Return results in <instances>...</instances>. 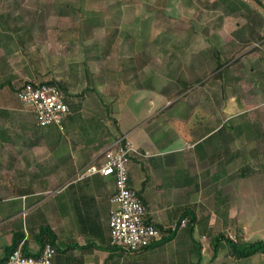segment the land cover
<instances>
[{"label": "crops", "instance_id": "crops-1", "mask_svg": "<svg viewBox=\"0 0 264 264\" xmlns=\"http://www.w3.org/2000/svg\"><path fill=\"white\" fill-rule=\"evenodd\" d=\"M231 3L225 6L221 17L220 37L212 31V36L204 39L210 45L215 44L211 37L219 38L220 48L198 47L194 42L185 48L169 49L167 54L172 57L161 59L164 66L157 71L149 69L148 59L143 56L141 61L145 59L146 63L140 67L136 62L132 66L108 68L104 61L98 66L91 55L92 62L87 65L91 77L87 78L88 84L84 82V89L91 88L93 92H88L83 101L86 104L81 109L80 136L73 132L72 137L68 131L74 113L71 91L66 89L69 79L58 80L67 92L71 111L64 129L52 124L56 131L37 122L32 107H27L29 103L23 102L17 91L4 100L0 96V258L7 254L8 247L26 237L25 247L33 253L41 250L44 241L54 240L58 246L54 264L264 261L262 252L234 257L226 240L215 253L217 237L231 234L224 232V224L217 226L213 208L205 202L211 197L208 183L213 172L209 158L215 151L214 144L207 140L221 127L230 128L232 118L238 119L237 124L243 127L238 136L251 129L252 142L245 144L235 137V145V139L229 137L222 147L227 160L230 152L237 161L253 159L249 160L253 172L238 178V196L244 201L253 200L256 233L264 238V222L257 223L263 212L264 190L254 186L251 192L242 184V179L248 177L249 182L264 185V0ZM215 57L217 65L223 63L217 76L221 81L219 113L215 111L210 89L212 78L182 94L183 82L192 79L198 66L206 69L209 64L213 69ZM172 65L180 66L174 80L164 72ZM187 68L192 74L185 72ZM119 72H125L123 78ZM171 81L173 93L171 86L167 89ZM7 83L13 87L11 80ZM173 94L179 97L172 100ZM125 108L130 113L121 115ZM214 117L222 119L217 127L213 125ZM82 120L89 123L82 125ZM121 137L128 138L137 148L129 164L130 180L147 205L148 218L167 230L179 225L175 232H168V236L136 251L111 242L109 216L117 206L112 200L114 178L101 173L77 176L85 165L102 162L107 147ZM185 209L194 212L197 221L189 223L190 216L185 215L188 222L180 226Z\"/></svg>", "mask_w": 264, "mask_h": 264}, {"label": "rangeland", "instance_id": "rangeland-1", "mask_svg": "<svg viewBox=\"0 0 264 264\" xmlns=\"http://www.w3.org/2000/svg\"><path fill=\"white\" fill-rule=\"evenodd\" d=\"M228 4H232L231 0H0V96L3 100L13 96V92L28 79H69L66 89L71 91L74 113L69 120L68 131H71L72 137L73 132L80 136L81 109L86 104L83 101L88 92H93L91 88L84 89L90 81L87 78L91 77L87 70L92 62L91 55L96 58L98 66L104 61L108 68H118L138 62L136 52L141 50L142 56L148 59L149 69L157 71L164 66L162 60L171 55L167 54L169 49L185 48L194 42L198 47L208 45L204 39L209 34L212 36V31L220 37L221 17ZM211 38L215 44L209 43L208 46L220 48L219 38ZM133 47L138 49L133 51ZM217 59L215 57L213 69L209 64L206 69L198 66L192 79L181 83L183 87H189L183 94L212 78L210 89L214 93L215 111L220 105L217 98L220 99L221 93V81L213 76L218 67ZM179 68L168 66L164 72L174 80ZM185 72L192 74L193 71L187 68ZM124 73L119 72L118 75L123 78ZM7 80L13 82V87L9 86ZM172 85L173 81L167 89L171 86L173 93ZM155 86L162 89L158 84ZM178 97V94L171 96L172 100ZM89 100L91 102L92 99ZM27 107L31 105L27 104ZM108 109L109 104L106 105ZM129 111L125 108L120 114L128 115ZM84 123L89 122L82 120V125ZM221 123V117H214V127ZM237 123L238 119L232 118L230 128L228 125L221 127L207 140L214 144L215 151L213 157L209 158L210 171L213 172L212 180L208 183V195L211 197L205 202L211 204L217 226L224 224V232L235 239L238 235L244 239L257 238L260 234L256 233L253 200L244 201L238 196V178L240 174L253 172L254 169L250 168L253 163L249 161L253 159L237 161V157L230 152L227 160L222 147L229 137L235 139V143L238 142L235 137H240L245 144L252 142L254 135L251 129H245L238 136V131L243 127ZM47 128L57 129L52 124ZM228 129L231 131L227 135ZM242 180V184L249 187L247 190L251 192L254 186L264 190V185L261 188L259 183L249 182L248 177ZM261 211L257 223L264 222V207ZM207 238L210 239L209 234Z\"/></svg>", "mask_w": 264, "mask_h": 264}, {"label": "built area", "instance_id": "built-area-1", "mask_svg": "<svg viewBox=\"0 0 264 264\" xmlns=\"http://www.w3.org/2000/svg\"><path fill=\"white\" fill-rule=\"evenodd\" d=\"M17 94L23 102L31 105L40 125L55 124L61 129L65 128L71 106L62 87L49 80L28 79L17 88ZM136 152L134 144L128 138L121 137L107 147L102 162L87 164L77 173L78 178L96 173L114 178L116 188L112 200L117 206L111 209L109 216L111 242L131 251L148 247L164 236L160 226L148 218L147 205L131 183L129 164ZM187 222L188 218L184 217L179 224L184 226ZM178 226L172 225V229ZM25 241L26 237L0 264H54L58 251L54 243L48 241L39 252L33 253L26 249Z\"/></svg>", "mask_w": 264, "mask_h": 264}, {"label": "trees", "instance_id": "trees-1", "mask_svg": "<svg viewBox=\"0 0 264 264\" xmlns=\"http://www.w3.org/2000/svg\"><path fill=\"white\" fill-rule=\"evenodd\" d=\"M136 58L138 60V63H139V67L144 65L146 63V60L142 59V54L141 52H138L136 54ZM223 65V63L220 61L217 69H216V73L213 75L214 77H217L220 75L221 73V66ZM51 83H55L57 85H59L60 87L63 88V86L56 80L54 79H50L49 80ZM189 87H183V90H186L188 89ZM185 215H188L190 216V221L189 223H194L197 221V216L194 212H192L190 209H185L183 210L182 214H181V218L184 217ZM181 221V219H180ZM158 224V223H157ZM161 228V230L164 232V236H168V232L169 233H173L175 232L177 229H168L163 226V225H160L158 224ZM223 240H226L229 245H230V248H231V253L234 257H244V256H249V255H252L256 252H262L264 254V238L262 237H258V238H249V239H244L242 238V236L238 235V238L235 239L229 235H226L224 233L221 234V236H218L216 241H215V253L218 251V248L220 246L223 245ZM20 239L17 240V242L15 244H13L12 246L8 247V252L7 254L0 258V263L3 262L9 255V253L18 245ZM47 241H44V244L46 243ZM49 242H52L54 243L56 246V242L54 240L52 241H49ZM43 244V245H44ZM58 247V246H57ZM261 264H264V261L261 263Z\"/></svg>", "mask_w": 264, "mask_h": 264}]
</instances>
